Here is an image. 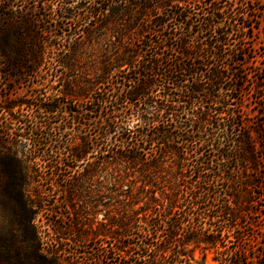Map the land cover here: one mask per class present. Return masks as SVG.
Instances as JSON below:
<instances>
[{
  "label": "trees",
  "instance_id": "16d2710c",
  "mask_svg": "<svg viewBox=\"0 0 264 264\" xmlns=\"http://www.w3.org/2000/svg\"><path fill=\"white\" fill-rule=\"evenodd\" d=\"M11 1L0 0L1 71H30L43 63L49 33L70 32L73 9L70 0H61L62 24L52 25L50 13H44L48 0L36 6L43 11L39 15L19 10ZM144 9L150 15L143 19L139 37L107 59L104 74L84 101L74 100L73 106L29 97L0 102V112L11 120L0 134L3 194V183L8 187L11 179L26 187L32 181L56 187L62 196L77 194L94 164L89 158L95 156L139 166L142 191L152 186L150 175L160 164L178 165L181 181L173 197L160 204L150 196L147 204L155 207L143 206L137 220H112L121 230L101 232L113 250L97 249L92 261L96 264H190L188 246L229 247L237 218L228 208L229 192H234L237 179L242 185L253 184L244 170L258 168V148L264 149V120L252 124L242 113L246 75L238 74L236 67L249 62L232 36L236 27H247L239 23L235 0H160ZM106 13L104 7L98 16ZM40 21L51 28H42ZM9 37L13 43L7 48ZM263 76L264 69L258 83ZM40 165L44 170L37 169ZM60 176L63 183L56 185ZM39 190L38 197L48 195ZM19 193L31 206L29 191ZM136 195L128 193L134 205L139 203ZM218 208L222 214H209ZM79 224L74 219V227ZM62 229L55 230L60 237L67 233ZM33 246L17 248L12 255L0 247V264H60L39 248L32 251ZM160 251L165 256L159 259ZM81 263L76 255L72 264Z\"/></svg>",
  "mask_w": 264,
  "mask_h": 264
},
{
  "label": "rangeland",
  "instance_id": "374dc122",
  "mask_svg": "<svg viewBox=\"0 0 264 264\" xmlns=\"http://www.w3.org/2000/svg\"><path fill=\"white\" fill-rule=\"evenodd\" d=\"M43 1L11 2L19 10L39 15V11H43L36 6ZM45 2L48 7L44 13H50L52 25H61V0ZM158 2L160 0H70L69 5L73 9L70 32H51L45 37L43 63L33 66L30 71L15 68L2 72L0 66V102L9 98L29 97L66 101L73 106L74 100L84 101L95 87V81L104 74L107 59L117 50H122L124 44L134 42L139 37L143 19L150 15L144 8L156 7ZM235 2L239 23L245 22L247 27H236L237 31L234 30L232 36L249 62L246 67H236L238 74L245 72L246 75L243 92L246 98L242 113L253 124L264 120V81L257 82L264 69V0ZM104 7L107 13L101 18L98 14ZM13 25L12 29H15L16 24ZM52 25L40 21L42 28H51ZM12 43L13 38L9 37L5 42L6 47L10 48ZM62 44H66L65 47ZM259 84L263 88H259ZM9 124V116L0 112V134L6 132ZM258 147L262 148L260 144ZM89 161L94 164L87 168L90 173L77 194L68 192L62 196L56 187L40 182H29L27 187L17 179H11L8 187L3 183L4 194L0 187V247L3 246L12 255L17 248L26 249L28 245H34L30 247L32 251L35 247L36 250L39 248L40 254H47L51 259L57 257L60 264H72L76 255L80 256L81 264H96L92 261L98 257V253H95L97 249L113 250L110 240L102 238L101 232L121 230L119 226L110 224L112 220H137V214H142L147 203H150V196L161 204L173 197L172 192L181 181L178 165L166 161L160 164L161 169L152 171V186L142 191L139 190L142 179L139 166L132 168L121 158L103 161L95 156ZM258 161L255 171L244 170V175H252L253 184L242 185L237 179L234 192H229L233 195L229 198L228 208L237 215L236 225L231 229L233 235L229 247L188 246L185 251L190 264H233L234 261L260 264L264 250V149L258 148ZM37 169L44 170V166L40 165ZM92 169L94 171L91 173ZM33 170L30 169V172ZM62 180L63 176L57 178L56 185L62 184ZM21 190L29 191L26 197L29 203L33 202L31 206L24 204L19 193ZM35 190H39V193L46 191L48 195L38 197ZM129 192L138 193L135 202L139 203L134 205L130 202ZM148 206L150 210L155 204ZM239 206L244 207L242 212L237 211ZM209 214H222L221 208ZM74 219L80 223L77 227L73 225ZM59 226L67 232L66 235L60 237L56 234ZM103 255L104 252H101L105 262ZM161 256H165L163 251L158 253L157 258ZM117 257L118 260L122 259ZM11 259L14 260V257L11 256Z\"/></svg>",
  "mask_w": 264,
  "mask_h": 264
}]
</instances>
